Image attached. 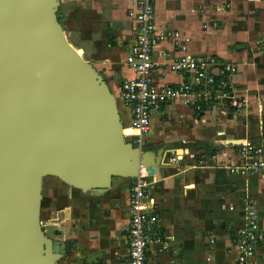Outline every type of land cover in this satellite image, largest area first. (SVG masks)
I'll return each mask as SVG.
<instances>
[{
  "label": "crops",
  "instance_id": "1",
  "mask_svg": "<svg viewBox=\"0 0 264 264\" xmlns=\"http://www.w3.org/2000/svg\"><path fill=\"white\" fill-rule=\"evenodd\" d=\"M239 1L155 0L158 31L179 35L155 47L154 81L160 85L184 82L189 93L154 111L146 135L147 150L154 155L163 151L164 158L170 154L154 175L148 174L145 201L159 221L148 245L147 264H239L237 233L250 205L256 209L264 236V172L236 168L241 163L240 143L264 145V0H245L250 7L247 35L236 16ZM73 2L83 33V45L76 46L118 96L121 82L136 75L127 60L135 43L134 22L128 16L133 1ZM209 22L215 23L214 30ZM245 36L247 46L239 44ZM257 44L263 52L256 50ZM183 54H210L219 64L228 59L236 66L233 83L249 81L248 108L241 110L223 100L209 105V94L224 92L219 86L221 77L214 75L217 68L210 73L214 82L165 70L167 63ZM189 98L191 103H187ZM120 112L128 125L129 108L120 106ZM56 180L46 183L41 219L45 232L60 244V264L124 260L135 179H119L105 194L82 192ZM251 261L264 264V237Z\"/></svg>",
  "mask_w": 264,
  "mask_h": 264
},
{
  "label": "water",
  "instance_id": "2",
  "mask_svg": "<svg viewBox=\"0 0 264 264\" xmlns=\"http://www.w3.org/2000/svg\"><path fill=\"white\" fill-rule=\"evenodd\" d=\"M59 5L0 0V264H60L41 219L46 176L105 194L170 157L124 134L117 95L69 40Z\"/></svg>",
  "mask_w": 264,
  "mask_h": 264
},
{
  "label": "built area",
  "instance_id": "3",
  "mask_svg": "<svg viewBox=\"0 0 264 264\" xmlns=\"http://www.w3.org/2000/svg\"><path fill=\"white\" fill-rule=\"evenodd\" d=\"M133 6L128 10V16L134 22L135 43L127 54L128 62L133 66L135 76L124 79L120 84L118 101L120 106H126L130 110V122L135 132L126 134L133 144L145 148L146 135L152 122L153 112L161 108L163 104L188 95V85H160L154 81L157 74L154 61L155 47L162 41L174 40L178 32L171 30L158 31L156 25L155 0H132ZM186 50V46H179ZM165 70L174 72L191 73L195 80L209 79L214 82L212 73L214 68L220 76V88L229 86V80L235 74L234 64H219L217 58L210 54L188 55L183 54L166 64ZM156 71V72H155ZM161 75L164 72L160 73ZM213 74V73H212ZM223 97H231V104L242 107L240 98L232 96L225 91ZM187 99V103H191ZM200 108V106H196ZM123 120V119H122ZM124 122V121H123ZM124 125H127L124 122ZM240 154V164L236 168L256 169L264 172V145L252 142L239 144L237 151ZM177 160V156L173 158ZM148 173L142 172L131 187L129 196V208L131 213L128 234L129 246L127 257L117 264H147L148 245L153 241L154 226L158 223V215L148 210L145 198L149 185ZM233 208V207H231ZM243 224L237 233L238 261L239 264H254L251 261L258 243L263 240L260 231L259 219L254 206L250 205L244 210ZM69 264H109L100 261H81Z\"/></svg>",
  "mask_w": 264,
  "mask_h": 264
},
{
  "label": "rangeland",
  "instance_id": "4",
  "mask_svg": "<svg viewBox=\"0 0 264 264\" xmlns=\"http://www.w3.org/2000/svg\"><path fill=\"white\" fill-rule=\"evenodd\" d=\"M77 10H78V8H76V6L74 5L73 0H60V5L58 7V20L62 24V27L65 30L66 35L68 36L69 40L74 45H79V44L83 45V41H82V34L83 33L80 32L79 26H78L79 23H78V21H76V19L74 17V14L76 12H78ZM249 10H250V7H249L248 3L247 2L245 3V0H240L236 16L238 18H240L241 27L243 28L242 31L246 32V35L248 33V25H247L248 23L247 22H248V16L250 15V11ZM259 24H261V22ZM259 24H257V25H259ZM215 26H216L215 23L209 22L210 30L212 28L214 30V28H216ZM241 39L242 40H240L241 42L239 44H241L243 46H247L248 42H249L247 36L241 37ZM257 46H258V48H256V50L258 52H260V51L263 52L262 51L263 49L261 48L260 44H257ZM242 49H245V47H243ZM84 56H85V54H84ZM85 58L87 59V55L85 56ZM227 60L228 59H225V61H223V62L221 61L220 63L223 64V65L232 64L231 62H228ZM235 64L237 65V63H235ZM237 68H238V65H237ZM99 72L102 74L101 71H99ZM237 72H238V69H237ZM229 81H230L229 82V86L226 87V88H223L222 90L227 91L231 87L230 88L232 90L231 91L232 92L231 95L235 96L237 98H240V100L243 102V106L242 107H240V108L236 107V108L241 109V110L248 108V106H249L248 102L250 101L249 97L252 95V90L250 91L249 87H248L249 81H244V82L241 81V82H238L237 85H235V83H233L232 79H230ZM223 93L224 92L221 91V92H218V93H213V95L209 94L207 97H208V100H209L210 104L209 103L208 104L211 106L213 103L221 102V100H223L225 102L227 101V102H229V104H231L232 98L231 97H223L222 96ZM253 95H254V93H253ZM257 98H259V97H257ZM130 127H131V125H126L125 126L127 134L132 133V132H128L127 131V130H129L128 128H130ZM55 179L58 180V178H56L54 176H46L45 177V190L46 191L48 190V185H46V183H48L49 181L55 180ZM67 186H69V185H67ZM44 197H45V195H44Z\"/></svg>",
  "mask_w": 264,
  "mask_h": 264
},
{
  "label": "bare ground",
  "instance_id": "5",
  "mask_svg": "<svg viewBox=\"0 0 264 264\" xmlns=\"http://www.w3.org/2000/svg\"><path fill=\"white\" fill-rule=\"evenodd\" d=\"M71 43V42H70ZM72 44V43H71ZM73 45V44H72ZM74 46V45H73ZM75 48H76V50L78 51V53L81 55V56H83V57H85L84 56V54L82 53V51H81V49L78 47V46H74ZM125 126L126 125H124V128H123V132H124V134H127L126 133V128H125ZM129 130H127L128 132H135V130H134V128L131 126L130 128H128ZM158 169V167L156 168V170ZM73 188H76V189H78L77 187H73ZM85 191L84 192H88V190L87 189H84ZM98 194H102V193H98Z\"/></svg>",
  "mask_w": 264,
  "mask_h": 264
}]
</instances>
